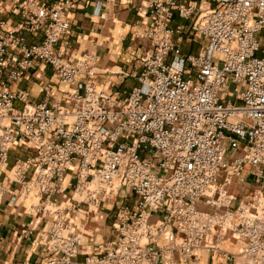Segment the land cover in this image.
<instances>
[{
	"label": "built area",
	"instance_id": "obj_1",
	"mask_svg": "<svg viewBox=\"0 0 264 264\" xmlns=\"http://www.w3.org/2000/svg\"><path fill=\"white\" fill-rule=\"evenodd\" d=\"M71 2L18 1L21 22L0 33V177L11 148L31 151L9 171L17 193L0 183V202H30V216L47 221L49 256L37 264H196L197 252L264 264V0H137L134 37L149 47L126 73L137 85L125 98L80 81L94 74L90 59L72 65L58 50ZM184 40L205 45L185 54ZM38 64L68 87L64 100L50 86L40 103L12 91ZM249 175L251 195L228 191ZM122 188L136 202L119 210L114 240L77 262L72 217Z\"/></svg>",
	"mask_w": 264,
	"mask_h": 264
},
{
	"label": "crops",
	"instance_id": "obj_2",
	"mask_svg": "<svg viewBox=\"0 0 264 264\" xmlns=\"http://www.w3.org/2000/svg\"><path fill=\"white\" fill-rule=\"evenodd\" d=\"M18 1L22 0H0V19L6 24L5 29L0 32L3 35L21 22V17L12 12ZM40 1L52 6L63 0ZM136 4L137 0H72L67 14L71 34L62 38L58 50L63 53L64 60L72 65L90 59L88 68L93 69L94 74H82L79 76L80 81H87L98 91L122 98L137 85L134 76H127L126 73L132 65L138 64L143 50L149 45L134 37L142 23L135 12ZM26 38L29 43H36L41 39L33 34H26ZM190 53L196 54L193 51ZM44 86H50L55 99H65L68 87L60 84L49 66L41 64L14 84L12 91L26 90L30 93V103H40L45 99ZM30 156L31 151L27 146L9 150L8 166L0 177L1 186L8 193L15 194L19 189L12 180L10 169L17 159ZM74 200L77 201L78 198L74 197ZM58 201L67 203L68 194L59 197ZM135 202V196L124 190L115 197L105 199L98 208L84 207L73 216L74 229L82 236V248L75 260L82 262L88 255L103 254L105 246L115 238L119 210L125 205L131 208ZM29 204L30 202L9 203L8 199L0 202V264H37L49 256L45 242L40 239L47 221L31 217L28 213ZM159 218L160 215L155 213L152 221L156 223ZM195 257L196 264H226L219 254L211 259L209 253L197 252ZM174 264L190 263L175 256Z\"/></svg>",
	"mask_w": 264,
	"mask_h": 264
},
{
	"label": "rangeland",
	"instance_id": "obj_3",
	"mask_svg": "<svg viewBox=\"0 0 264 264\" xmlns=\"http://www.w3.org/2000/svg\"><path fill=\"white\" fill-rule=\"evenodd\" d=\"M176 23L177 22H175V24ZM182 24L185 25L186 22H182ZM258 38H262L263 39L262 40V45L264 46V32H262L260 34V36H258ZM204 45H205V41L204 40H198V41H195V42H188V41L184 40L183 46H182V53L188 54L191 51L196 53ZM257 57L261 58L262 55L258 54ZM238 104H241V103H238ZM228 162H230V161H228ZM253 182H254L253 178L251 177V175H249V176L246 177V182H245V184H243V186H238L236 184V182H234V184L231 187V190H233V192L236 193V195H238L239 197L249 196V195L252 194L253 189L256 188V186L254 185ZM122 191H124L123 188L119 191V194H121ZM119 201H120V199H118V202Z\"/></svg>",
	"mask_w": 264,
	"mask_h": 264
},
{
	"label": "bare ground",
	"instance_id": "obj_4",
	"mask_svg": "<svg viewBox=\"0 0 264 264\" xmlns=\"http://www.w3.org/2000/svg\"><path fill=\"white\" fill-rule=\"evenodd\" d=\"M233 184H234V181H231V182L229 183L227 189H228V191H229L232 195H236V193H234L233 190H231V187H232Z\"/></svg>",
	"mask_w": 264,
	"mask_h": 264
}]
</instances>
